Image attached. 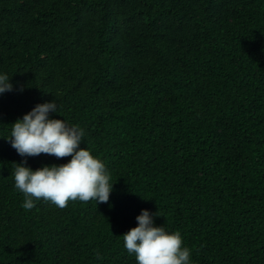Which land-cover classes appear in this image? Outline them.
<instances>
[{"label": "trees", "instance_id": "16d2710c", "mask_svg": "<svg viewBox=\"0 0 264 264\" xmlns=\"http://www.w3.org/2000/svg\"><path fill=\"white\" fill-rule=\"evenodd\" d=\"M0 72L17 89L0 96V264H136L122 235L145 208L193 264H264V0H0ZM52 100L110 171L107 203L21 207L5 138Z\"/></svg>", "mask_w": 264, "mask_h": 264}, {"label": "clouds", "instance_id": "9594fccd", "mask_svg": "<svg viewBox=\"0 0 264 264\" xmlns=\"http://www.w3.org/2000/svg\"><path fill=\"white\" fill-rule=\"evenodd\" d=\"M14 90L17 89L12 77L0 72V96ZM53 113H59L56 100L38 103L11 124L10 134L5 138L24 158L14 163L11 171L14 186L24 197L21 207L30 211L40 199L58 208L66 207L70 200L107 203L115 183L111 182L104 161L88 145L81 147L85 128L53 118ZM42 153L70 159L61 164H44L35 170L27 166L28 157ZM158 213L142 209L136 217L137 226L122 235L128 254L135 257L136 264H193L192 250L184 244L181 231L158 226Z\"/></svg>", "mask_w": 264, "mask_h": 264}]
</instances>
